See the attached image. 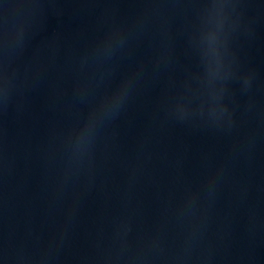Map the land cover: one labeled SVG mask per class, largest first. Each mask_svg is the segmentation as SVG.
I'll use <instances>...</instances> for the list:
<instances>
[{
	"label": "water",
	"instance_id": "water-1",
	"mask_svg": "<svg viewBox=\"0 0 264 264\" xmlns=\"http://www.w3.org/2000/svg\"><path fill=\"white\" fill-rule=\"evenodd\" d=\"M0 0V264H264V0Z\"/></svg>",
	"mask_w": 264,
	"mask_h": 264
},
{
	"label": "clouds",
	"instance_id": "clouds-1",
	"mask_svg": "<svg viewBox=\"0 0 264 264\" xmlns=\"http://www.w3.org/2000/svg\"><path fill=\"white\" fill-rule=\"evenodd\" d=\"M223 5L221 3H216L215 0H214V3L212 5V8L214 9H219V8H222Z\"/></svg>",
	"mask_w": 264,
	"mask_h": 264
}]
</instances>
